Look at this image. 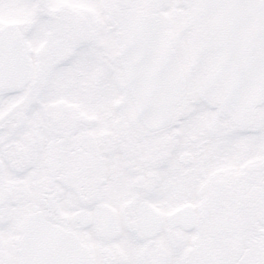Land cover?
<instances>
[{
  "label": "snow or ice",
  "instance_id": "1",
  "mask_svg": "<svg viewBox=\"0 0 264 264\" xmlns=\"http://www.w3.org/2000/svg\"><path fill=\"white\" fill-rule=\"evenodd\" d=\"M0 264H264V0H0Z\"/></svg>",
  "mask_w": 264,
  "mask_h": 264
}]
</instances>
